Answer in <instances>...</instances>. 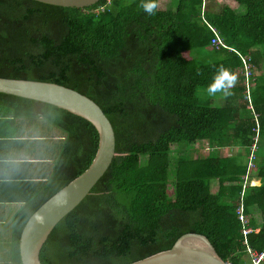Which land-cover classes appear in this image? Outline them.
Here are the masks:
<instances>
[{
  "label": "trees",
  "instance_id": "1",
  "mask_svg": "<svg viewBox=\"0 0 264 264\" xmlns=\"http://www.w3.org/2000/svg\"><path fill=\"white\" fill-rule=\"evenodd\" d=\"M142 2L79 8L0 0V76L77 90L102 108L115 133L111 164L54 226L40 261L127 264L194 232L225 261L251 264L252 253L264 252V0H177L174 10L173 0H157L154 15ZM215 32L224 46L212 45ZM220 66L237 83L231 96L209 97ZM38 124L61 137L36 138L40 127L30 125ZM97 145L84 118L0 92V161L22 157L7 161L0 178L21 182L22 197L29 195L15 216L16 244L29 216L89 166ZM222 147L236 151L223 156ZM28 156L52 158L53 166L46 173Z\"/></svg>",
  "mask_w": 264,
  "mask_h": 264
},
{
  "label": "water",
  "instance_id": "2",
  "mask_svg": "<svg viewBox=\"0 0 264 264\" xmlns=\"http://www.w3.org/2000/svg\"><path fill=\"white\" fill-rule=\"evenodd\" d=\"M64 7H86L100 0H36ZM0 92L42 101L89 121L98 132V145L89 166L43 202L27 219L20 235L22 264H43L39 253L54 226L90 192L115 156V133L102 108L88 96L47 81L0 76ZM127 264H228L209 239L187 232L173 245Z\"/></svg>",
  "mask_w": 264,
  "mask_h": 264
},
{
  "label": "crops",
  "instance_id": "3",
  "mask_svg": "<svg viewBox=\"0 0 264 264\" xmlns=\"http://www.w3.org/2000/svg\"><path fill=\"white\" fill-rule=\"evenodd\" d=\"M223 148H226L227 151H230L232 153H234L233 151L235 150V148H229V147H223ZM223 148H220L219 151ZM204 151L207 150L205 149L201 150V152ZM8 156L10 157L9 159L5 158L0 161L1 177L5 176L4 174L8 170L7 166L5 165L7 161L20 162L22 158L14 153H11ZM224 156H229V155H224ZM28 157H29L28 159L34 161L35 166H37L38 168H42L41 171L45 169L46 173L48 172V166H49L48 162L50 163V168H52L53 166L52 158L51 159L46 158V160L44 159L40 160L35 157H31V156ZM6 179H8V181L10 182L9 185H5V182L7 180L0 178V264H15L14 262L18 260V257L20 259L19 243H20L21 233L19 234L18 241L16 244L14 220L16 214L22 209V207L29 203L28 201L29 195L26 197H22V185L20 184L21 182H18L13 178H6ZM16 252H18V256Z\"/></svg>",
  "mask_w": 264,
  "mask_h": 264
},
{
  "label": "clouds",
  "instance_id": "4",
  "mask_svg": "<svg viewBox=\"0 0 264 264\" xmlns=\"http://www.w3.org/2000/svg\"><path fill=\"white\" fill-rule=\"evenodd\" d=\"M140 6L149 15H154L155 10L158 8V3L157 0H143ZM237 79L236 74L220 66L213 76L211 83L206 87L207 95L209 97H215L217 94H221L223 98L231 96L233 94L231 90L236 85ZM250 110L253 116L256 115L257 117V113L253 107Z\"/></svg>",
  "mask_w": 264,
  "mask_h": 264
},
{
  "label": "built area",
  "instance_id": "5",
  "mask_svg": "<svg viewBox=\"0 0 264 264\" xmlns=\"http://www.w3.org/2000/svg\"><path fill=\"white\" fill-rule=\"evenodd\" d=\"M213 31L214 28H212ZM211 43L212 45L216 46V47H219V46H224L225 44L223 43L222 39L219 37V35L215 32V34L213 35V37H211ZM256 117V115H255ZM257 135V133L255 134ZM255 144L252 145L251 147V150H250V153H249V157H248V168H254L255 165H254V153H255ZM247 178V176H245V179ZM246 185V182L244 183ZM237 214H238V218L239 220L242 222V223H246V216L245 214L243 213V206L240 204V206L237 208L236 210ZM250 231L249 228L247 227H243L242 228V234L246 235L248 232ZM246 243V241H245ZM250 251V250H249ZM264 259V252H254L252 253V263L251 264H259L262 260ZM228 264H234V263H231L229 262Z\"/></svg>",
  "mask_w": 264,
  "mask_h": 264
},
{
  "label": "rangeland",
  "instance_id": "6",
  "mask_svg": "<svg viewBox=\"0 0 264 264\" xmlns=\"http://www.w3.org/2000/svg\"><path fill=\"white\" fill-rule=\"evenodd\" d=\"M176 3H177V0H173V2H172V4H171V9H173L174 10V8H175V6H176ZM261 47V52H262V54H264V45H261L260 46ZM259 65H260V67H263L264 68V60H262L260 63H259ZM257 70H258V68H257ZM260 71H258L257 73H260V72H262V70L261 69H259ZM244 113L245 114H249V112H248V110L247 109H244ZM32 128H37V127H40V124H38V126H35V125H30ZM30 131V129L27 131V132H29ZM39 132V133H38ZM37 133H34L33 134V136H35L36 135V138H38V139H44L45 141H47V142H49L50 140H52V139H56V138H58V137H61V134L56 130V129H52V130H47V126H46V124H43L42 125V127H40L39 128V131H38ZM223 148V147H222ZM232 151V150H231ZM234 151H236V149L234 150ZM233 151V152H234ZM232 152H230V151H227L226 150V148H223V149H221L220 150V154L221 155H230ZM256 183V185H258L259 184V182L258 181H256L255 182ZM245 260L247 261V258L245 257ZM249 261H250V257H249ZM227 263H229V261H226Z\"/></svg>",
  "mask_w": 264,
  "mask_h": 264
}]
</instances>
